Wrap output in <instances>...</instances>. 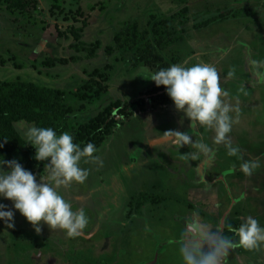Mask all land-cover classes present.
Wrapping results in <instances>:
<instances>
[{"label":"rangeland","instance_id":"obj_1","mask_svg":"<svg viewBox=\"0 0 264 264\" xmlns=\"http://www.w3.org/2000/svg\"><path fill=\"white\" fill-rule=\"evenodd\" d=\"M160 21L167 24L159 28L163 49L157 52L166 63L217 70L232 109L225 143H215L213 130L191 126L174 104L145 96L157 87L148 80L157 69L133 67L134 52L105 54L128 26L152 41L151 28ZM72 31L81 32L86 47L99 42L93 59L69 49L76 43ZM75 56L82 60L53 69L42 64ZM94 70L100 76L90 80ZM13 81L65 91L74 132L111 103L143 104L121 116L113 111L116 127L94 154L99 159L80 162L87 179L58 189L74 210H85L83 232L73 237L41 224L37 233L17 212L14 228L0 221V264H185L182 248L207 253L220 237L237 245L220 264H264V242L245 249L232 230L249 216L264 227V0H38L28 13L8 11L0 0V83ZM95 83L107 88L98 100ZM30 126L15 125L24 141ZM169 130L189 132L211 152L173 144L164 134ZM229 142L239 147L237 156L228 155ZM30 152L34 158L33 147ZM244 162L258 164L252 175L240 170ZM44 168L34 173L38 181L47 177ZM0 204L12 209L11 201L0 198Z\"/></svg>","mask_w":264,"mask_h":264},{"label":"clouds","instance_id":"obj_2","mask_svg":"<svg viewBox=\"0 0 264 264\" xmlns=\"http://www.w3.org/2000/svg\"><path fill=\"white\" fill-rule=\"evenodd\" d=\"M157 87H164L166 95L171 99L177 112L191 121V126H205L214 131V141L225 143L232 128V111L223 97L228 93L219 84V76L215 67L197 63L185 67L174 64L151 74L150 79ZM171 138L173 144H192L198 153L207 156L211 149L208 144L194 142L189 132L169 130L164 133ZM29 145L35 149L34 159L47 162L44 171L47 177L37 176L27 170L18 160L0 159V198L12 202V209L0 204V221L14 228V218L18 212L31 224L35 231H41V224L49 229L65 230L69 236H79L89 224L85 210H74L70 201L66 200L58 189L67 187L73 182L83 183L88 171L80 167L83 158L98 160L94 154L97 149L93 143L83 147L74 143L73 136L68 132H57L51 127L30 126L24 133ZM3 144H0V148ZM229 156H237L239 147L226 143ZM198 153L192 154V159ZM254 162H244L240 170L252 175ZM7 168V171H5ZM239 237V246L254 249L264 242V227L249 216L239 228L232 229ZM237 245L227 238L220 237L215 246L207 253L196 248L181 249L185 264H220V256L228 249Z\"/></svg>","mask_w":264,"mask_h":264},{"label":"trees","instance_id":"obj_3","mask_svg":"<svg viewBox=\"0 0 264 264\" xmlns=\"http://www.w3.org/2000/svg\"><path fill=\"white\" fill-rule=\"evenodd\" d=\"M3 2L6 5V10L18 11L20 13L31 12L38 4V0H3ZM166 24L167 21H160L152 26V41L149 39L148 32L139 33L135 25L128 26L114 35L112 45L105 49V54L109 57L115 52H134L136 61L132 63L133 67L141 64L145 68L157 69V71L168 68L171 65L166 63L157 52L163 49L159 28ZM80 34L79 31L71 32L70 35L76 43L70 44L69 49L76 53H84V59H93L99 42L86 47L83 43H80ZM60 36L59 33L58 37ZM81 60L78 56L70 58H46L42 64L45 68L53 69L58 65L67 66ZM109 68L107 65L104 67V70L107 71ZM99 74V70H94L90 74L89 79L92 80L94 76H100ZM95 85L97 89L94 96L98 100L102 94L105 95L107 93V88L100 83H95ZM64 95L65 91L48 89L29 82L13 81L0 83V144H3V147L0 148V159L4 158L6 161L18 160L25 169L33 173L40 171L46 163L36 161L33 158L29 142L24 141L15 129V125L18 122H25L38 127H51L57 134L68 132L73 136L74 143H78L82 147L87 143H93L98 150L112 135L116 127V121L112 112L116 111V115L121 116L124 115V111L122 110L128 107L132 108L134 105L142 106L143 104L141 101L138 103H121V101L111 103L97 116L90 119L88 123L79 125L74 132V129H72V126L68 122V116L73 113V110L64 104ZM154 95L159 97V104L162 106L173 104L171 99L166 95L165 88L162 86L154 87L145 93L147 97ZM79 98L82 101L86 99L84 95L79 96ZM141 201L144 202L145 199ZM133 202L134 197H131L126 204L128 211L132 210L134 206Z\"/></svg>","mask_w":264,"mask_h":264}]
</instances>
